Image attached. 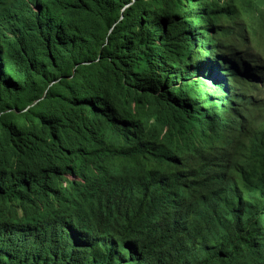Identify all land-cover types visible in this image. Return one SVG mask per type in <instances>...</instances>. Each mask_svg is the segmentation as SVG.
I'll return each mask as SVG.
<instances>
[{"label":"trees","instance_id":"trees-1","mask_svg":"<svg viewBox=\"0 0 264 264\" xmlns=\"http://www.w3.org/2000/svg\"><path fill=\"white\" fill-rule=\"evenodd\" d=\"M18 1L0 264H264V0H55L17 33Z\"/></svg>","mask_w":264,"mask_h":264},{"label":"clouds","instance_id":"clouds-1","mask_svg":"<svg viewBox=\"0 0 264 264\" xmlns=\"http://www.w3.org/2000/svg\"><path fill=\"white\" fill-rule=\"evenodd\" d=\"M55 0H19L14 8L13 12L11 13V18H12V24L13 27H16V32L18 33L22 29L29 28V24L32 22L33 23V16H39V19H42V21H39L40 23H49L51 21L56 20L62 13V10L59 9H54L53 8V3ZM44 9H50L47 15H42L40 16V13ZM38 22H34L33 24H36ZM5 29L6 31L11 30L12 28H8V30L4 27V24L0 26V30ZM8 37L10 39H13L15 37L14 33L10 32L8 33ZM11 63V62H10ZM2 68L5 67L3 64H0ZM210 80L215 81L218 80V75L216 73H213L210 77ZM113 106V105H112ZM121 107L113 106L109 109L110 113L109 115H112L114 119H122L125 120L127 117L130 115L136 113L139 110L138 104L136 100H130L127 104H120ZM123 110L122 115L116 110ZM141 109V107H140ZM145 109H148L147 107ZM151 109V108H150ZM144 110V109H142ZM110 129V130H109ZM108 134H109V140H106L104 144H101L97 146L94 150L100 151V147L102 145H105L106 143H110L115 140L116 138V127L109 128ZM93 150V151H94ZM94 151V152H97ZM93 152V153H94ZM68 178L71 181L75 182H82L83 179L80 175L77 174H70L68 175Z\"/></svg>","mask_w":264,"mask_h":264}]
</instances>
